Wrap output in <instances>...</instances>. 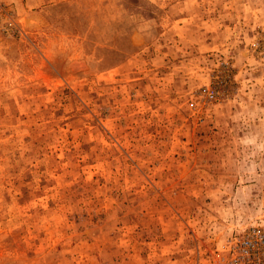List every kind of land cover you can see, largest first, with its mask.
Instances as JSON below:
<instances>
[{
  "label": "rangeland",
  "instance_id": "374dc122",
  "mask_svg": "<svg viewBox=\"0 0 264 264\" xmlns=\"http://www.w3.org/2000/svg\"><path fill=\"white\" fill-rule=\"evenodd\" d=\"M262 234L264 0H0V264H264Z\"/></svg>",
  "mask_w": 264,
  "mask_h": 264
},
{
  "label": "built area",
  "instance_id": "2783aa9c",
  "mask_svg": "<svg viewBox=\"0 0 264 264\" xmlns=\"http://www.w3.org/2000/svg\"><path fill=\"white\" fill-rule=\"evenodd\" d=\"M261 237L264 239V234H262ZM250 244H251V242L248 241V240H245L244 243L242 242V248H243V250L247 251V250H248L247 247H248Z\"/></svg>",
  "mask_w": 264,
  "mask_h": 264
}]
</instances>
